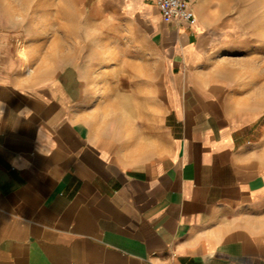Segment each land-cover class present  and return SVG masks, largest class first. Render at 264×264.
<instances>
[{
	"label": "crops",
	"instance_id": "crops-1",
	"mask_svg": "<svg viewBox=\"0 0 264 264\" xmlns=\"http://www.w3.org/2000/svg\"><path fill=\"white\" fill-rule=\"evenodd\" d=\"M119 1L162 63L159 149H118L73 63L17 84L0 59V264H264V131L199 79L203 4L176 25Z\"/></svg>",
	"mask_w": 264,
	"mask_h": 264
},
{
	"label": "rangeland",
	"instance_id": "rangeland-1",
	"mask_svg": "<svg viewBox=\"0 0 264 264\" xmlns=\"http://www.w3.org/2000/svg\"><path fill=\"white\" fill-rule=\"evenodd\" d=\"M199 1L209 36L199 79L232 115L257 117L264 131V0ZM0 59L17 84L73 63L95 124L114 131L120 122L116 147L158 151L163 68L140 12L119 0H0ZM260 148L264 160V132Z\"/></svg>",
	"mask_w": 264,
	"mask_h": 264
},
{
	"label": "built area",
	"instance_id": "built-area-1",
	"mask_svg": "<svg viewBox=\"0 0 264 264\" xmlns=\"http://www.w3.org/2000/svg\"><path fill=\"white\" fill-rule=\"evenodd\" d=\"M157 6L161 17L176 25L193 24L198 16L194 8L197 0H152Z\"/></svg>",
	"mask_w": 264,
	"mask_h": 264
},
{
	"label": "bare ground",
	"instance_id": "bare-ground-1",
	"mask_svg": "<svg viewBox=\"0 0 264 264\" xmlns=\"http://www.w3.org/2000/svg\"><path fill=\"white\" fill-rule=\"evenodd\" d=\"M23 4H26L29 0H20ZM29 6V5H28ZM10 13V12H9ZM9 15H11L12 16V14H9ZM8 15V16H9Z\"/></svg>",
	"mask_w": 264,
	"mask_h": 264
}]
</instances>
